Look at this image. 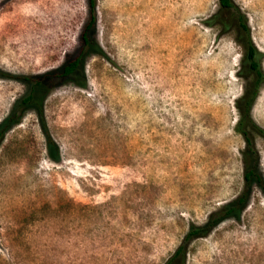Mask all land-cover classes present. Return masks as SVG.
<instances>
[{
	"label": "rangeland",
	"instance_id": "374dc122",
	"mask_svg": "<svg viewBox=\"0 0 264 264\" xmlns=\"http://www.w3.org/2000/svg\"><path fill=\"white\" fill-rule=\"evenodd\" d=\"M233 2L264 71V0ZM216 9L95 0L86 44L87 0H0V264H162L245 166L264 181V136L246 149L233 129L242 48L205 24ZM250 115L264 129V86ZM187 248L184 264H264L260 185Z\"/></svg>",
	"mask_w": 264,
	"mask_h": 264
},
{
	"label": "trees",
	"instance_id": "16d2710c",
	"mask_svg": "<svg viewBox=\"0 0 264 264\" xmlns=\"http://www.w3.org/2000/svg\"><path fill=\"white\" fill-rule=\"evenodd\" d=\"M87 5L88 20L81 32V38L86 44L89 43L87 36L88 31L92 30L95 24V0H87ZM204 22L207 26H217L223 32L233 31L235 41L242 48L236 75L243 80V84L241 92L234 99L233 103L237 112V118L233 129L241 135L246 144V149H249L251 147V137L253 135L264 136V129L259 127L250 115V110L258 92L260 88L264 86V71L260 66L262 52L253 44L246 16L233 0H217V9L210 14ZM79 61L80 55L70 59L62 67V75L70 74L78 65ZM0 74L2 75L1 72ZM5 129L6 127H0V137ZM46 146L51 159L57 160V149L49 138H47ZM242 177L244 180V187L241 192L233 200L222 204L217 210L211 212L205 223L201 225H191L185 232L182 240L162 264H184L187 247L190 241L194 238L205 236L226 216L237 217L246 203L248 186L252 181L258 183L264 192V181L253 168H247L245 166Z\"/></svg>",
	"mask_w": 264,
	"mask_h": 264
},
{
	"label": "flooded vegetation",
	"instance_id": "af4514ba",
	"mask_svg": "<svg viewBox=\"0 0 264 264\" xmlns=\"http://www.w3.org/2000/svg\"><path fill=\"white\" fill-rule=\"evenodd\" d=\"M76 67H77V66H76ZM76 67H75V68H76ZM74 70H75V69H74ZM74 70H73V71H74ZM73 71H72V72H73ZM72 72H71V73H72Z\"/></svg>",
	"mask_w": 264,
	"mask_h": 264
}]
</instances>
